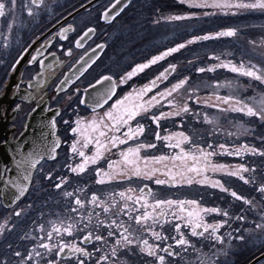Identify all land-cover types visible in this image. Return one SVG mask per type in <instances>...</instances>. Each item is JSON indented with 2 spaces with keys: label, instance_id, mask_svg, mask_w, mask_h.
<instances>
[{
  "label": "snow or ice",
  "instance_id": "snow-or-ice-1",
  "mask_svg": "<svg viewBox=\"0 0 264 264\" xmlns=\"http://www.w3.org/2000/svg\"><path fill=\"white\" fill-rule=\"evenodd\" d=\"M180 3L187 4L190 8H243L259 9L264 12V0L235 4L229 3L228 0H213L211 4L207 0H180ZM42 4L43 0H30V3H23L20 7L31 17L38 15L34 9L39 8ZM17 6L18 0H0V17H6V15L13 17V20L7 25L10 33L14 28ZM129 6H131V0L128 4H123V0H114V3L104 9L100 18L105 22L114 21L120 14L117 9L119 8L122 12ZM204 15L207 16L210 13L205 12ZM187 18L189 17L174 15L168 16L166 19L183 20ZM70 31H74L72 25L61 28L60 39H67L66 33ZM95 32L94 27L87 28L82 36L76 39L75 47L83 48V41L90 39L91 34ZM233 35H235V29L231 28L215 33V37H231ZM213 38L212 35L193 36L191 40L169 47L158 55L152 56L146 62L135 64L130 71L119 75L118 80L115 78L117 74L100 75L99 79H95V83H88L87 87L83 88L82 91L85 95L78 98V103L86 105L91 110L92 117L86 120L77 114L75 126L71 127L70 131L72 134H78V139L73 140L69 151L73 155H78L81 160L74 166L69 164L65 167L70 173L79 175L88 170L90 165L95 166V183L112 186L111 190L103 193V198L97 192H92L90 197L82 198L78 193H84V188L63 191V196L69 200L71 206L65 208L62 216L57 213V218L49 221L51 228L47 231L46 238L43 224L38 228L41 233L39 237L31 236L30 233L25 235V239H36L38 243L27 250L26 254L24 251H14L12 254L17 258L16 264H44L45 260L46 264H72L69 258H74V264H92L95 257H98L95 259V264H128V260L122 259V256H137L138 254L145 258H151V264H175L174 258L181 257V253H187L189 247H192L193 251L199 252V249H196L186 237L182 225L185 229L190 228L193 237H203L207 233L211 239H222L217 233L226 221L209 224L204 220V216L207 214L221 213L222 210L219 207H202L196 200L160 198L163 190L161 186L172 189L196 182L201 185L210 184L212 188H220L222 191L228 192L229 189L219 180L209 181L205 175L209 171L215 173L227 168L226 165L213 162L212 158L217 155L215 149L218 147L220 154L237 157L242 156L245 152L264 157V150L254 146L250 147L247 144L231 149L226 144L221 143L217 146L211 142L207 144V148H204L200 142L194 143L192 137L183 131L168 132L167 129H163L168 134L161 135L162 122L182 117L188 113L197 119L200 116L199 112H193L189 106V101L193 99L197 104L201 103V98L196 95L199 89L187 87L189 77L184 76L182 79L176 80L175 83H171L169 80V77L176 72L175 64H169L167 68L141 86L132 84L133 78H140V74L145 73L146 69L157 65L159 61L177 53L186 45ZM4 40L5 47H7L8 37L5 36ZM51 42L49 39L46 43L50 44ZM250 43L255 44V41H250ZM261 46L264 47V40L261 41ZM104 47L103 43L97 44L95 48H90L80 56L69 70L71 77L65 73L66 79L55 85L57 92L71 84L77 74H83L93 65L96 62L98 50H103ZM61 48L63 49V45ZM28 51L29 49L25 48L21 56ZM64 54L71 57L73 49L68 48ZM42 55L37 50L36 55L28 59V64L32 65L37 61V57ZM214 58L220 59L219 57ZM20 63L22 61L17 59L15 63L11 64V68L16 69ZM39 65L40 71L36 72L33 77V79L40 77L37 87L45 82L43 76L46 69L54 67V64L46 65L44 59L39 60ZM216 68L229 69L233 73H239L264 85V67L253 64L251 61L246 65L242 60L239 66L231 61H223L207 69L197 68L196 72L214 71ZM49 75H54V73H49ZM165 82L169 86L165 87ZM28 83L30 87L33 86L31 80ZM129 84H132L130 90L120 95L118 89L121 86L127 87ZM222 87L232 88L233 83L225 81L215 84L217 90ZM186 88L188 95L183 99L181 105L177 97L181 96ZM80 91V88L76 89V92ZM215 99L216 103H210V98L205 99L203 103L208 107L218 109L220 113H243L252 118L253 123L258 121L264 125V92L249 98L250 102H245L234 95H215ZM67 100L70 105L72 97H68ZM222 105H227V107H222ZM165 107L169 110L164 111ZM17 108H20V105H17ZM59 115L60 112L57 111L56 116ZM56 116L44 123L45 127L51 129V135L54 138L57 137ZM203 118L205 123L213 126L212 131L208 133L209 136H212L214 132L223 131L218 117L209 118L207 113H204ZM68 123L65 121V124ZM182 124L183 122H181V126ZM153 125H155V129H153ZM237 128L238 133L235 134H245L251 131L243 124H237ZM153 132L155 139L150 140L149 137L153 135ZM235 134L227 133L228 136ZM260 142L264 144V137L260 138ZM161 143L168 150L167 152H161L160 155L148 154L156 152ZM186 144H190L191 147H185ZM89 145L93 146L91 155L83 150ZM59 146L58 138L54 139L51 145L46 142L42 144L34 142L33 150L16 162L17 169L25 173L23 179L25 181L31 179V170L36 168L45 156L53 158ZM110 156H117L118 159H109ZM104 160H107V169L98 165V162ZM255 171V167L249 169L244 163H240L235 166L234 171L228 172V175L238 176L245 183L255 184L254 175L250 179H246L242 175V173H255ZM51 177L52 173L49 172L47 178ZM8 183H11L18 192L15 200H19L28 190L27 184L17 180L8 181ZM68 183L67 176L61 177L59 182L55 183V188H66ZM150 184L157 188L150 187ZM122 185H127V187ZM256 191L264 198V183L259 184ZM231 195L255 207L252 201L237 196L235 191H232ZM189 205L194 207L190 209ZM14 215L19 217L21 212L17 211ZM223 215L226 217L229 214L227 211H223ZM239 219L243 220L245 217L241 216ZM261 220V223L256 224V228L264 231V212L261 213ZM172 223H174V234H165L166 228ZM9 225L10 219L0 224V234L10 230ZM12 227L14 228L15 225ZM198 229H202V231H197ZM73 236H77L80 242L71 239ZM149 237L153 239V242H149ZM93 241L97 242L99 247H94L91 252L81 246V243L87 245ZM181 259L183 258L181 257ZM196 260L198 264H213L203 254L198 255Z\"/></svg>",
  "mask_w": 264,
  "mask_h": 264
},
{
  "label": "flooded vegetation",
  "instance_id": "flooded-vegetation-1",
  "mask_svg": "<svg viewBox=\"0 0 264 264\" xmlns=\"http://www.w3.org/2000/svg\"><path fill=\"white\" fill-rule=\"evenodd\" d=\"M228 2L233 4L239 2L254 3L255 0H228ZM23 3H30V0H18V6L15 11L16 19L11 33L8 31L7 25L13 20V17L11 15L0 17V91H4L9 83L12 84L10 88L12 94L21 87L27 88L29 80L33 82L36 72L40 71V59H44L46 65L54 64L53 68L46 69L43 76L45 82L39 87L36 86L37 83H34L29 89L47 92L49 95L48 106L60 112V115L56 116L57 136L60 139V146L53 159H44L39 163L34 170L26 195L19 199L17 203L11 206H4L0 199V224L10 219V230L0 234V264H5V262L7 264H16L17 258L12 254L14 251H24L26 254L27 250L38 243L36 239H25L24 237L29 233L31 236L39 237L41 233L38 228L41 224L45 227L44 236L46 238L47 231L51 228L49 221L55 220L57 213L62 216L65 208L71 206L69 200L63 196V191L84 188V193H78L82 198L85 196L90 197L92 192H97L103 198V193L111 190L112 186H102L95 183V166L90 165L88 170L79 175L70 173L68 168L65 167V165L69 164L74 166L80 163L81 160L78 155H73L69 151L73 140L78 139V134H72L70 129L75 126L74 122L77 114L86 120L92 117L91 110L86 105L78 103V98L83 96L84 92L82 90L87 87L88 83H95V79H99L100 75L109 74H117L115 78L118 80L119 75L130 71L135 64L146 62L152 56L162 52V40H191L193 36L212 35L214 38L209 40H224L225 45L228 46L233 40H256L257 42L258 40H264V12L259 9H217L211 7L201 9L190 8L187 4L180 3L179 0H131V6L125 8L122 12L119 8L117 9L120 14L114 21L105 22L100 18L101 14L106 7L114 3V0H43V4L39 8L34 9L35 12H38V15L31 17L20 7ZM128 3L129 0H123V4ZM205 12L210 13V15H204ZM169 15H186L189 18L183 21L186 23L190 22V27L176 28L169 37H166L165 20ZM69 25H72L74 31L67 32V39L61 40L59 37L60 29L67 28ZM89 27H94L96 32L91 34L90 39L83 41V48H76V39L82 36ZM229 28L235 29V35L231 37H215V33ZM5 36L8 37L7 47H5ZM49 39L52 41L50 44L46 43ZM100 43H103L105 47L101 50L96 62L83 74L76 77L71 84L63 88L62 91L57 92L55 85L62 80L65 73L70 72L72 64L86 51H89L90 48H95ZM196 43L191 47L187 46V48L173 53L163 61H159L157 65L151 66L150 69H146L145 73L140 74V78H133L132 84L141 86L167 68L169 64H178L181 61V57H187L188 59V50L196 48L198 46ZM61 45H63V49ZM237 47L239 49L238 60H242L246 54L241 46L237 45ZM25 48H28L29 51L21 56ZM68 48L73 49L71 57L64 54V51ZM233 49L235 50V48ZM37 50L43 55L38 56L37 61L29 65L28 59L36 55ZM17 59H24V62L14 74L15 69L11 68V64L15 63ZM49 73H54V75H49ZM184 76H188L189 80L192 81L193 72H189L187 68L177 69L176 74H172L169 80L173 83ZM132 84L127 87L121 86L118 89L120 95L129 91ZM164 86L167 87L169 85L165 82ZM77 88H80L81 91L76 92ZM261 88L264 91V85ZM53 97H56V99H53ZM68 97H72L70 105L67 100ZM18 103H20V108H18L13 121L10 123L14 125V132H10L7 135L12 138H15L22 128L25 115L32 106L30 103L15 100L11 103V109L17 106ZM239 117L243 121L252 122V118L245 115L244 117ZM65 121L69 123L65 124ZM170 121L162 122L161 135L166 127L170 128L171 131H176L195 126L190 116L177 117ZM181 122H183L182 126ZM255 123L257 124L258 122ZM165 124H170V126ZM152 127L155 129V125ZM256 134H258L257 136L259 134L262 135L261 133ZM201 136L199 141L196 137L192 139L194 143L200 142L204 148L207 147L206 143L214 141L211 138H215L214 135L209 136L208 134ZM149 139H155L154 132ZM246 139L248 138L245 136L243 140ZM242 141L241 145H244ZM92 148L93 146L89 145L83 150L88 155H91ZM215 151L219 152L218 149H215ZM161 152L162 143L156 152H149L148 154L159 155ZM109 159H118V157L110 156ZM212 159L213 162L224 164H246L248 155L245 153L242 158L238 159L217 154ZM98 165L107 169V160L98 162ZM249 165L253 167V164ZM49 172L52 173L51 178H47ZM65 176L69 180L67 187L56 189L55 183L59 182V178ZM225 179H222V181L228 187L229 184L227 183H230V181L225 182ZM231 181L234 182L233 179ZM122 186L127 187V185ZM149 186L154 189L157 188V186L152 184ZM196 186L185 184L172 189L161 187L170 191L180 190V194H182L188 189H196ZM203 190L205 196L208 197H206L207 200L205 199L206 202L203 201V198L200 199L201 206L218 207L217 205H220V203L230 204L226 200H215L213 196L216 193H213V191L205 190L204 188ZM189 198L198 200L194 196ZM245 198L252 201L255 207L245 203L244 200H236L235 207L237 208L238 206L237 209L233 208L231 210L222 206L225 209L222 211H227L228 216L225 217L223 212L213 213L210 215V219L206 221L209 224L218 223L221 220L226 221L217 233L222 237L221 240L211 239L207 233L203 237H193L189 228L186 237L188 236L187 238L191 241V244L196 249H199V252L193 251V248L189 247L187 253H181L183 259L181 257L174 258L175 264H194V253L205 254L208 251L212 253L208 255L213 256V264H248L259 255L263 256L254 264H264V231L256 228V224L262 222L261 213L264 212V198H256L255 200L250 197ZM17 211L21 212L19 217L14 215ZM241 216L245 217V219H239ZM12 225H15V227L13 228ZM174 231V226L171 225L166 228L165 234H174ZM197 231H202V229ZM71 239L77 240L78 243L80 242L77 236H73ZM149 242H153L151 237H149ZM9 245H11V248H9ZM225 245L226 249H223V254L214 253L215 249L218 250V248ZM81 246L86 247L91 252L94 247H99V244L93 241L87 245L81 243ZM96 258L98 257L93 259L92 264H95ZM69 259L74 264V258ZM122 259L128 260V264H151V258H145L140 254L137 256L124 255ZM44 264H46V260Z\"/></svg>",
  "mask_w": 264,
  "mask_h": 264
},
{
  "label": "rangeland",
  "instance_id": "rangeland-1",
  "mask_svg": "<svg viewBox=\"0 0 264 264\" xmlns=\"http://www.w3.org/2000/svg\"><path fill=\"white\" fill-rule=\"evenodd\" d=\"M179 2H180V0H179ZM207 2L209 4H211L213 2V0H207ZM171 16H174V15H171ZM182 16H186V15H182ZM183 20L185 21V19H183ZM183 20H168V19H166L165 20V26H166L165 35H166V37H169L176 28H181L184 26L190 27L191 23L190 22L186 23ZM185 41H188V40H162V52L165 51L169 47H174L176 44L184 43ZM250 41H255V44L250 43ZM258 42L256 40H233L230 42V45L228 46V45H225L224 40L223 41H221V40H202L199 43L198 42L196 43V44H198V46H196V48L189 49L188 50V52H189L188 59H187V57H181V61L178 64H176V66H177V69H181V68L186 69L187 68L189 72L190 71L193 72V77H192L193 79H192V81L189 80L187 87L199 89V91L196 93V95L201 98V103L197 104L195 99H193V100L189 101V106L193 112H199L200 116L198 119L195 116H193L191 113H188V114H185L184 116H182V117L190 116L191 119L193 120V123H195L194 127H187L185 130L178 129L176 131H171L170 128L168 129L165 126V125L170 126V124H165L164 126L166 128H164V126H163V128L167 129L168 132L183 131L187 135L192 137L193 139H195V137H196V139L199 141V139L202 137L201 135L208 134L210 131H212L213 126L211 124L205 123L204 118H203L204 113H207L209 118L218 117L219 118V124L223 129V131L213 133L215 138H211V139L214 140L213 142H215V143H213V142H211V143H213L214 145L218 146L219 144L223 143V144H226L231 149L239 148L241 146V141L246 136V138H248V139L242 141L244 144H247L250 147L254 146L256 148H260V149L264 150V144H261V142H260V138L264 137V126L261 125L260 122L257 121L258 122L257 124L253 123V122H249V121L246 122V121L241 120L239 117V116L244 117L243 113H233V112L220 113L218 109L208 107L207 105H205L203 103V101L205 99H209V98H210V100H209L210 103H216L215 95H220V96L234 95V96L238 97L239 99L244 100L245 102H250L249 98L255 97L258 93L264 92V91H262L263 88H261L262 85H260L259 83H256L255 81H253L249 77L240 75L239 73H233L229 69H224V68H216L214 71H205L203 73L196 72L197 68L207 69L210 66L219 64L223 61H231L232 63L236 64L237 66L240 65V62L242 60L246 65L248 64L249 61H251L253 64H257L260 67H264V55H262V53H264V47L261 46V43H260L261 40H258ZM194 43L186 45L185 48H187V46L191 47L192 45H194ZM236 44L239 47L241 46L244 53L246 54V56H244V58L242 60H238L239 49H238ZM233 48H235L236 51ZM181 50L182 49H180L179 51H181ZM214 57H219L220 59L217 60ZM175 74H176V72L173 73V75H175ZM182 78H179V79H182ZM225 81H231L233 83V87L232 88L222 87L219 90H217L215 88V84L217 82L223 83ZM175 82H173V83H175ZM214 93H215V95H214ZM187 95H188V93H187V88H186L184 90V93L181 96L177 97V100L181 102V105L183 103V99ZM222 107H227V105H222ZM163 110L167 111L169 109L167 107H165ZM170 122H172V121H170ZM237 124H243L244 127L249 128L251 131L249 133H245V134H235V133H238ZM228 132H232L235 135L228 136L227 135ZM256 133H261L262 135L259 134V136H257L258 134H256ZM166 134H168V133L165 131H162V135H166ZM208 143H206V144H208ZM185 147L190 148L191 145L186 144ZM205 148H207V147H205ZM216 149L219 150V152L216 151V152H218L217 154H220V149L218 147ZM167 151L168 150L163 147V143H162V152H167ZM245 153L248 155V159H249V163H248V159H247V162L245 164L246 167H248L249 169L255 167L256 171H255V173H251V172L242 173V175H244L246 179H250L253 175L256 176L255 177V179H256L255 184L245 183L238 176L228 175V172L234 171L235 166L238 164H232V163H229V164L225 163L224 164V163H218V162L214 161V163H216V164L226 165L227 168L224 171H219V172H215V173L209 171V172L205 173V175L208 177L209 181L219 180L226 188L229 189L228 192H224L220 188H212L210 186V184L201 185L199 183L193 182V185H197L196 189H194V190L188 189V190L184 191L186 194L184 192L182 194H180L181 193L180 190H173V191L171 190L170 191V190L163 189L161 191L162 198L171 197L173 199H178V200H192L189 197L194 196V197L198 198V200H196V201L200 205V203H201L200 199L203 198V201L206 202V200H207L206 197H208V196H205V194L203 192L204 191L203 188H204L205 190L208 189V190L213 191V193H216L215 196H213V198L215 200H219V201L226 200L227 202L230 203V204H221L219 202L220 205H217V206L221 210H225L224 207H226L227 209L229 208L231 210L233 208H235V209L238 208V206H237V208L235 207V205H236L235 201L236 200L239 201L240 199L233 197L231 195L232 191H235L237 193V196L248 197V198L250 197L252 200H255L256 198L257 199L262 198L261 195L256 191V188L259 187V184L264 183V157H261L259 155H253V154L248 153V152H245ZM245 153H243V155ZM221 155H227V154H221ZM243 155L239 156V157L229 156V155H227V156H228V158H234L235 157V158L240 159L243 157ZM249 164H253V167L250 166ZM228 177H230V178H228ZM222 179L223 180L225 179V182L230 181V183H227V184H229L228 187L226 186V183H224L222 181ZM232 179L234 180V182L231 181ZM235 179H236V181H235ZM237 179L240 181H238ZM248 185H250V186L248 187ZM163 187H165V186H163ZM222 206H224V207H222ZM188 207L191 209L194 206L189 205ZM202 207H205V206H202ZM221 212H223V211H221ZM211 214H213V213L205 215L204 220L207 221L208 219H210ZM172 226H174V223H172ZM188 229L183 228V225H182V230L185 232V235L188 232ZM225 247H226V245L218 248V250L215 249L214 253H220V255L223 254V252H224L223 249H226ZM208 254H212L211 251H208L203 255L206 259H210L211 261H213V259H212L213 256L208 255ZM198 255H201V254H199V253L193 254V259L195 258L194 264H198V262L196 260Z\"/></svg>",
  "mask_w": 264,
  "mask_h": 264
},
{
  "label": "water",
  "instance_id": "water-1",
  "mask_svg": "<svg viewBox=\"0 0 264 264\" xmlns=\"http://www.w3.org/2000/svg\"><path fill=\"white\" fill-rule=\"evenodd\" d=\"M100 52L101 50H98L97 57L99 56ZM89 55H91L90 52ZM21 61L22 63L17 65L14 74H16L18 69L22 66L24 59H21ZM68 74L69 77H71V72ZM79 75L80 74H77V77ZM75 78H73L72 81ZM39 79L40 77L34 79L32 85L37 83ZM64 79H66L65 76H63L62 80ZM27 85V88L21 87L12 94L10 91L12 84L9 83L6 85L4 91H0V199L4 206H11L12 204L18 202V200H15L18 192L11 183H8V181L17 180L20 183H25L28 185V189L30 186L31 179L27 181L23 179L25 173L22 170L17 169L16 162L19 161L22 156L26 155L30 150H33L34 142L36 144H42L46 142L48 145H51L52 141L58 138V136L54 138L51 135V129L44 126V123L50 121L54 116H56L57 113L56 109L48 107V93L38 89L30 90L29 83H27ZM84 95L85 94H83V96ZM15 100L30 103L32 106L25 115L22 128L18 132L17 136L12 138L11 136L7 135L10 132H14V125L10 123L13 121L16 111L18 110L17 106L11 109V103ZM18 105H20V103H18ZM55 156L56 152L54 154V157ZM43 159L50 160L49 156H45ZM34 170L35 168L31 170L32 174ZM27 191L24 193V195H26ZM14 200L15 202H13ZM262 256L263 255L257 256L248 264L256 263Z\"/></svg>",
  "mask_w": 264,
  "mask_h": 264
}]
</instances>
